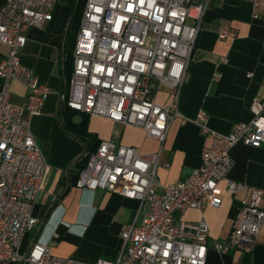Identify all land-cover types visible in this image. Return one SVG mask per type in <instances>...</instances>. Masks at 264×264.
<instances>
[{"label": "built area", "instance_id": "obj_1", "mask_svg": "<svg viewBox=\"0 0 264 264\" xmlns=\"http://www.w3.org/2000/svg\"><path fill=\"white\" fill-rule=\"evenodd\" d=\"M264 13V0H247ZM59 0H0V43L8 46L0 55V264H206L210 226L204 218L208 206L220 207V184L228 191L247 192L242 199L236 227L218 249L249 248L264 227V183L250 187L229 178L234 166L233 148L239 144L264 145V100L256 98L253 118L221 133L208 124L200 110L196 118L179 110L207 3L192 0H88L73 48L69 89L62 101L71 109L143 129L162 143L175 118L193 122L211 139L203 149L202 164L185 179L154 185L161 151L142 154L113 139L102 140L88 155L77 186L98 188L138 201L133 221L122 233L123 246L115 260L78 261L52 253L51 245L33 242L22 249L25 235L39 223L34 207L43 192L48 164L31 129L50 87L20 60L29 27H41L53 18ZM258 16L257 13L254 14ZM220 38L234 37L223 30ZM214 79H220L215 74ZM22 82L29 90L24 107L11 102V84ZM169 88L170 103L158 102ZM118 130L115 135H119ZM198 209L197 222L183 220L188 209ZM143 217L139 221V215Z\"/></svg>", "mask_w": 264, "mask_h": 264}, {"label": "crops", "instance_id": "obj_2", "mask_svg": "<svg viewBox=\"0 0 264 264\" xmlns=\"http://www.w3.org/2000/svg\"><path fill=\"white\" fill-rule=\"evenodd\" d=\"M87 1L59 0L52 20L41 27H29L25 32L27 41L20 60L40 83L50 87V92L41 113L31 123L48 169L42 187L44 193L34 207L39 223L25 235L22 249L27 250L37 241L50 244L55 255L96 262L119 256L123 246L121 233L133 221L138 201L102 188L77 186L86 142L67 127L62 95L69 89L66 62L73 54ZM192 2L207 3V12L180 93L179 110L192 119L205 110L212 129L229 133L235 124L253 118L251 105L256 98L264 100V13L255 11L247 0ZM223 30H231L235 36L220 38ZM8 51V46L0 43V55L5 56ZM215 74L220 75L218 81ZM28 94L22 82H12L10 99L24 107L23 118L28 117ZM172 95L171 89L164 88L158 102L168 104ZM70 118L80 123L85 116L78 111ZM88 130L97 140L113 139L142 154L161 151L154 185L158 191L185 179L200 167L203 149L211 143L197 124H183L180 118L171 122L163 143L148 137L139 127L95 115H89ZM116 130L120 132L118 136ZM90 142L94 145V141ZM232 157L230 179L250 187L263 185L264 145L239 143L233 148ZM220 188L221 206H208L203 213L210 226L206 264H264V227L249 248L235 246L228 252L218 249L219 244L229 241L242 199L247 196L246 191L230 193L227 181H222ZM201 216L198 209L191 208L181 218L197 222ZM142 217L143 212L139 221Z\"/></svg>", "mask_w": 264, "mask_h": 264}, {"label": "trees", "instance_id": "obj_3", "mask_svg": "<svg viewBox=\"0 0 264 264\" xmlns=\"http://www.w3.org/2000/svg\"><path fill=\"white\" fill-rule=\"evenodd\" d=\"M72 67H73V55L66 62L65 74H66L67 79L69 78V76L72 72ZM67 84H68V82H67ZM63 108H64V112H67L66 113V115H67V127L72 132H74L75 134L84 138V140L86 142V149H85V153L83 155V162H82V168H83L87 164L88 155L97 150L101 140H97L96 138H93L91 136L89 130H88V118H89L88 114L83 113V115L85 116L83 121L80 123H74L72 121V119L70 118V116L73 113H76L78 111L71 109L64 102H63ZM90 141H94V145H91Z\"/></svg>", "mask_w": 264, "mask_h": 264}, {"label": "rangeland", "instance_id": "obj_4", "mask_svg": "<svg viewBox=\"0 0 264 264\" xmlns=\"http://www.w3.org/2000/svg\"><path fill=\"white\" fill-rule=\"evenodd\" d=\"M85 12V11H84ZM84 12H83V14H84ZM81 22H82V20H81Z\"/></svg>", "mask_w": 264, "mask_h": 264}]
</instances>
